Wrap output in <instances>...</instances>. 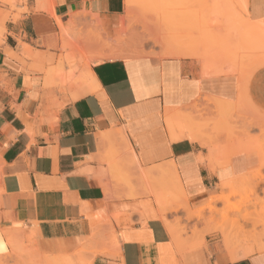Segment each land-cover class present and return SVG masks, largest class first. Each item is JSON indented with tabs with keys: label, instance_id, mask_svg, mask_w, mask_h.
I'll list each match as a JSON object with an SVG mask.
<instances>
[{
	"label": "crops",
	"instance_id": "1",
	"mask_svg": "<svg viewBox=\"0 0 264 264\" xmlns=\"http://www.w3.org/2000/svg\"><path fill=\"white\" fill-rule=\"evenodd\" d=\"M150 1L0 0V264H71L82 242L100 241L110 248L92 264H264V244L238 247L219 218L194 216L258 169V154L236 153L220 133L219 117L232 128L231 117L213 102L247 100L264 113V0L220 7L232 27L212 21L214 0H193L209 36L183 19L178 40ZM152 1L163 3L158 16H188L166 7L180 0ZM86 25L114 48L150 54L72 60L64 34L75 42ZM216 34L224 59L204 53ZM172 47L182 54L169 56Z\"/></svg>",
	"mask_w": 264,
	"mask_h": 264
},
{
	"label": "rangeland",
	"instance_id": "2",
	"mask_svg": "<svg viewBox=\"0 0 264 264\" xmlns=\"http://www.w3.org/2000/svg\"><path fill=\"white\" fill-rule=\"evenodd\" d=\"M234 0H214L218 4V10L214 11V14L217 16L213 17V22L217 25H229L230 27L233 24H237V18L232 17L227 10L221 9L220 7L227 6L226 4L231 3ZM167 8L183 9L187 13V17L179 16H158L161 14L163 3L150 1V10L151 13L155 14V20L163 22L166 21V35L170 36L171 39H177L180 29V21L183 19L187 20V28L194 27L196 21L202 22L203 27V38L209 36L207 33V28L209 25H212L210 18L207 16H202L195 18V10L191 7L193 0H180L176 2H166ZM203 8H206L208 5L207 0H203ZM224 5V6H223ZM144 8L146 6L144 5ZM134 9V7H133ZM133 11L132 14H127V19L133 20ZM192 15V16H191ZM229 15V16H228ZM144 21V25L147 24V18H141ZM97 27V25H95ZM90 26H81L79 29L78 40L72 42L73 32L64 34L71 42V53L70 58L75 60L79 57L81 61H84L86 64L90 63L93 60H112L118 58H131L134 56L150 54V50L145 48H114L108 41L103 32L97 31V29ZM145 33V26L142 29ZM189 36V35H188ZM147 39V38H145ZM83 41H98L101 43L102 48L99 51H90L84 47ZM225 36L221 37L219 34L214 35L213 45L218 46L217 48L207 49L205 51H213V54L220 59H224L228 56V49L224 44ZM135 44V43H133ZM178 44V43H177ZM131 45V44H129ZM174 47L170 48L167 53L170 52ZM192 51H195L192 49ZM218 115H229L231 117L232 128L228 127V122L226 118L219 117L218 122L220 126V133L227 132L231 139L234 141V149L236 153L243 152H254L259 156V165L258 169L252 173L251 181H243L241 185H245L240 189V191L230 192L228 194H221L218 200L209 201V204L206 208L198 210L194 216L202 219L206 212H209L212 218H219L217 220L219 227L222 233L230 234L232 240L239 247L243 244L249 245L250 247L255 245L264 244V189L262 194L258 193L256 190L259 185L264 184V113H259L258 110L247 100L241 101V103L232 104L229 107L219 106L215 107ZM195 125L191 122V119L186 120L185 128L187 131L192 132L195 130L193 127ZM202 125H206V122ZM172 125L170 124V130ZM222 130V131H221ZM199 136V135H198ZM249 185H248V183ZM215 197V198H217ZM218 203L223 204V209H218L216 206ZM181 209V203H173ZM216 221V222H217ZM225 231V232H224ZM27 248H30L29 245ZM110 248V243L107 241L96 242L93 246H88L87 242H82L78 248H75L72 252L75 253L74 263L71 264H92L95 257L98 255H103L108 253ZM256 248V246H255ZM257 251V248H256ZM253 253V252H250ZM48 264H62V262H56V260L50 261ZM66 264V263H64Z\"/></svg>",
	"mask_w": 264,
	"mask_h": 264
},
{
	"label": "bare ground",
	"instance_id": "3",
	"mask_svg": "<svg viewBox=\"0 0 264 264\" xmlns=\"http://www.w3.org/2000/svg\"><path fill=\"white\" fill-rule=\"evenodd\" d=\"M242 1V0H241ZM241 6H242V4H241ZM182 53H181V49L179 48V47H174L172 50H170V52L168 53V55L169 56H180ZM200 61V60H199ZM213 104L214 105H216V106H219V104L220 105H222V103H220V102H213ZM190 118H188V120H189ZM186 120H187V118H186ZM219 199V198H218ZM218 199H210L211 201V203L213 202V201H216V200H218ZM159 202H160V200H159ZM231 242V241H230ZM231 244H233L232 242H231ZM233 246V245H232ZM234 247L236 248V246H235V244H234ZM261 250H264V248L263 249H261Z\"/></svg>",
	"mask_w": 264,
	"mask_h": 264
}]
</instances>
